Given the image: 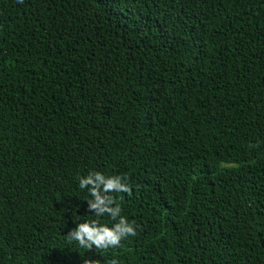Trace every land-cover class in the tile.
Masks as SVG:
<instances>
[{"label": "trees", "instance_id": "trees-1", "mask_svg": "<svg viewBox=\"0 0 264 264\" xmlns=\"http://www.w3.org/2000/svg\"><path fill=\"white\" fill-rule=\"evenodd\" d=\"M136 235L91 251L79 177ZM264 264V0H0V264Z\"/></svg>", "mask_w": 264, "mask_h": 264}, {"label": "clouds", "instance_id": "clouds-1", "mask_svg": "<svg viewBox=\"0 0 264 264\" xmlns=\"http://www.w3.org/2000/svg\"><path fill=\"white\" fill-rule=\"evenodd\" d=\"M126 179L119 175L107 176L99 171L79 177L80 189L87 188L92 197L86 201L87 210L95 213L97 217L107 215L116 222L111 227L99 223L98 220L78 223L75 228L68 231L69 240L78 242L81 248L89 251L93 248L107 250L120 247L122 240L137 234L134 223H130L121 215L119 204L113 206L114 199L110 195L113 192H130ZM84 264H101V261L87 258L84 260ZM106 264H118V261L113 259L107 261Z\"/></svg>", "mask_w": 264, "mask_h": 264}]
</instances>
